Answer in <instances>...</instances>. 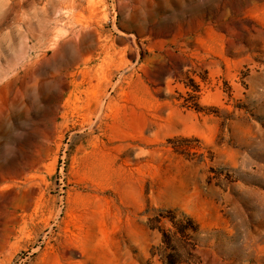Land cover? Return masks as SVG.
I'll return each instance as SVG.
<instances>
[{
  "label": "rangeland",
  "instance_id": "374dc122",
  "mask_svg": "<svg viewBox=\"0 0 264 264\" xmlns=\"http://www.w3.org/2000/svg\"><path fill=\"white\" fill-rule=\"evenodd\" d=\"M0 264H264V0H0Z\"/></svg>",
  "mask_w": 264,
  "mask_h": 264
},
{
  "label": "trees",
  "instance_id": "16d2710c",
  "mask_svg": "<svg viewBox=\"0 0 264 264\" xmlns=\"http://www.w3.org/2000/svg\"><path fill=\"white\" fill-rule=\"evenodd\" d=\"M168 219L173 227L175 228V233L179 235L183 240L192 242L195 241L196 237L200 233V227L196 224L190 217L181 215L179 216L176 212H169L168 215H159L158 221L162 219ZM163 242L167 245L170 243V237L168 233L162 231Z\"/></svg>",
  "mask_w": 264,
  "mask_h": 264
}]
</instances>
